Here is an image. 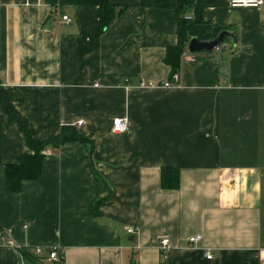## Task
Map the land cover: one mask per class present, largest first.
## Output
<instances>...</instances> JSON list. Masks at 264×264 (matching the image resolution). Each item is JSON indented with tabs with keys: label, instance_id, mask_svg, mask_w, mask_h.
I'll use <instances>...</instances> for the list:
<instances>
[{
	"label": "crops",
	"instance_id": "1",
	"mask_svg": "<svg viewBox=\"0 0 264 264\" xmlns=\"http://www.w3.org/2000/svg\"><path fill=\"white\" fill-rule=\"evenodd\" d=\"M110 2L125 9L103 33L96 6L0 0V233L37 259L0 246V264H54L53 249L62 264H264L263 10L228 0ZM173 8L237 31L236 52L230 43L218 51L227 69L220 54L193 57L189 41L172 79ZM1 103L39 140L74 126L92 144L49 147L42 177L12 194L5 168L29 151ZM117 117L127 132H112ZM164 167L180 169L177 190L162 188Z\"/></svg>",
	"mask_w": 264,
	"mask_h": 264
},
{
	"label": "trees",
	"instance_id": "2",
	"mask_svg": "<svg viewBox=\"0 0 264 264\" xmlns=\"http://www.w3.org/2000/svg\"><path fill=\"white\" fill-rule=\"evenodd\" d=\"M47 2L50 3L54 10L56 7H61L63 5L98 7L100 11V25L103 33H105L112 26L118 15L125 9L120 8V10L117 11L116 6H114L110 0H47ZM160 5L170 8L165 4ZM173 9L178 17L180 38L176 47L168 49V53L165 58V63L170 66L172 75L180 71L182 58L185 53H187V44L193 37L198 38L200 41L207 42L216 39L223 31H228L234 36V39L237 40V31H235L231 25L210 24L202 20L199 16L196 17L195 20H191L190 18H186L185 13H182V8ZM231 41L233 40L226 39L224 44H231ZM237 48V45L234 46L231 44L229 48V56L234 54ZM223 52L224 51H217L214 53L195 54L192 56L213 58L220 54V64L222 68L227 69L229 56L227 57ZM1 106L9 120L19 124L20 129L25 136L29 151V153L20 157L18 163L8 165L5 168V186L7 191L12 194L20 193L25 182L36 181L42 177L44 160L49 147L59 149L63 145L71 142L91 143V140L84 136L79 131L78 127L74 126H64L57 136L45 141L39 140L36 136L35 130L23 124L16 117L14 109L11 106L3 103H1ZM161 186L163 189L177 190L180 186V169L175 167H164L161 173ZM22 254L36 263L37 259L32 257L29 251L23 250Z\"/></svg>",
	"mask_w": 264,
	"mask_h": 264
},
{
	"label": "built area",
	"instance_id": "3",
	"mask_svg": "<svg viewBox=\"0 0 264 264\" xmlns=\"http://www.w3.org/2000/svg\"><path fill=\"white\" fill-rule=\"evenodd\" d=\"M229 6L231 8H250V9H261L264 12V0H228ZM27 5V2H26ZM62 21L65 22L66 24H70L72 22V19L68 16V15H63L62 16ZM227 46L226 45H221L217 51L219 50H224L226 49ZM172 79L175 81H179L180 76L179 74H174L172 76ZM145 86V85H143ZM155 85L152 84L151 87H154ZM165 87H169L171 86V83H166L164 85ZM82 123H79V125H81ZM128 121L126 118H121V117H117L113 120V128H112V132L115 134H122L128 131ZM138 233V228L137 227H133L130 226L127 229V234L128 235H132V236H136V234ZM203 237L202 235H196L194 237H191L189 239V243L192 246H197L201 241H202ZM0 246H9L12 247L14 249H17L19 251H22L23 248L22 246L16 244L11 238H9L7 236V234L5 232H1L0 233ZM160 249L162 250V254H163V258L166 260L168 258V250L170 249V242L168 238H163L160 241ZM38 253H41V250H38ZM49 258L48 261L54 263V264H62L63 262V257L61 252H59L58 250H50L49 252ZM206 257L208 260H212L213 255L211 254L210 251H205Z\"/></svg>",
	"mask_w": 264,
	"mask_h": 264
},
{
	"label": "water",
	"instance_id": "4",
	"mask_svg": "<svg viewBox=\"0 0 264 264\" xmlns=\"http://www.w3.org/2000/svg\"><path fill=\"white\" fill-rule=\"evenodd\" d=\"M229 38L233 39V35L230 34L228 31H223L216 39L207 42L200 41L198 38L193 37L188 44V53H214L221 45L225 43L226 39Z\"/></svg>",
	"mask_w": 264,
	"mask_h": 264
}]
</instances>
